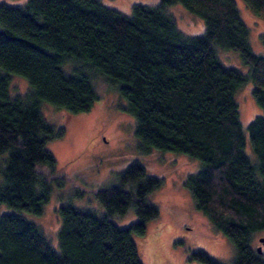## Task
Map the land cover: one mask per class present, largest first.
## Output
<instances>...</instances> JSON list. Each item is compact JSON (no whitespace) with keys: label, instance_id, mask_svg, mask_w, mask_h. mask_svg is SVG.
<instances>
[{"label":"trees","instance_id":"1","mask_svg":"<svg viewBox=\"0 0 264 264\" xmlns=\"http://www.w3.org/2000/svg\"><path fill=\"white\" fill-rule=\"evenodd\" d=\"M264 17V0H243ZM178 4L197 17L201 34L181 30L167 11ZM249 26L235 0H160L133 3L130 13L101 0L0 2V264H143L133 234L158 216L147 195L162 180L137 160L112 182L93 188L103 214L58 205L57 248L26 217L40 215L53 185L66 176L46 143L64 129L42 113L48 103L67 112L90 110L98 74L125 101L134 118L136 149L181 153L199 161L182 184L194 207L233 244L232 264H264L251 247L264 232V54L252 50ZM238 53L247 71L226 66L218 50ZM12 74L25 93L10 92ZM252 82L259 108L247 124L254 159L235 94ZM132 208L136 218L119 227L112 218ZM191 259L224 264L199 250Z\"/></svg>","mask_w":264,"mask_h":264},{"label":"rangeland","instance_id":"2","mask_svg":"<svg viewBox=\"0 0 264 264\" xmlns=\"http://www.w3.org/2000/svg\"><path fill=\"white\" fill-rule=\"evenodd\" d=\"M25 0H0V2L22 3ZM106 5L124 13H130L133 3L154 6L160 0H101ZM241 17L249 26V42L252 50L264 54V17L252 13L243 0H235ZM167 11L174 17L178 27L187 34H201V21L178 4L170 5ZM221 61L242 72L247 71L234 51L218 50ZM93 84L98 99L90 110L69 113L48 103L42 104V113L49 124L62 127L63 134L46 143V149L53 155L56 164L66 176L64 185H53L42 213H26V217L37 224L54 248H57V229L60 218L56 208L62 203H71L79 209L98 214L104 208L95 197L93 188L112 182L115 174L130 162L137 160L148 174L162 180L147 199L158 207V216L146 222L142 235L133 234L138 255L143 264H204L191 259L190 253L202 250L224 264H232L235 253L232 242L214 229L208 218L194 207L189 192L182 182L187 174L196 171L199 161L188 155L152 149L140 153L136 149L134 118L124 110L125 101L98 74L93 75ZM28 89L27 80L12 74L11 94H23ZM252 82L243 83L235 94L240 110V121L246 136L245 152L251 159L254 154L247 136V124L257 115L259 108L252 97ZM12 209L0 204V214ZM132 208L119 218H112L119 227H126L135 220ZM264 232L254 233L252 249L264 244L259 238Z\"/></svg>","mask_w":264,"mask_h":264},{"label":"water","instance_id":"3","mask_svg":"<svg viewBox=\"0 0 264 264\" xmlns=\"http://www.w3.org/2000/svg\"><path fill=\"white\" fill-rule=\"evenodd\" d=\"M259 240H260V242H261L262 244H264V237L259 238ZM257 251H258V252H261V248H260V247H257Z\"/></svg>","mask_w":264,"mask_h":264}]
</instances>
